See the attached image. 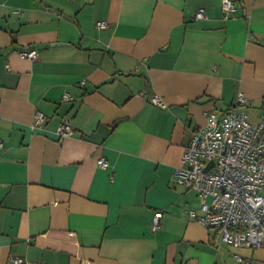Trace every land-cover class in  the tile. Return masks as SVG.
I'll return each instance as SVG.
<instances>
[{
	"label": "crops",
	"instance_id": "1",
	"mask_svg": "<svg viewBox=\"0 0 264 264\" xmlns=\"http://www.w3.org/2000/svg\"><path fill=\"white\" fill-rule=\"evenodd\" d=\"M234 1L0 0V264H264L174 180L208 114L264 120V0Z\"/></svg>",
	"mask_w": 264,
	"mask_h": 264
},
{
	"label": "built area",
	"instance_id": "2",
	"mask_svg": "<svg viewBox=\"0 0 264 264\" xmlns=\"http://www.w3.org/2000/svg\"><path fill=\"white\" fill-rule=\"evenodd\" d=\"M221 2L227 19L237 14L234 0ZM196 18L206 19V9L198 10ZM109 26L106 21L97 23L99 29ZM19 54L23 59L35 60L39 52L31 49L21 50ZM244 100L241 94L240 101ZM151 101L161 108L167 107L158 94H153ZM207 117L208 123L193 133L185 148L183 164L174 173L175 183L194 191L201 200L202 214L190 211L191 218L209 229L219 230L221 240L234 249H260L264 247V120L252 124L247 113L238 108L221 116L210 113ZM46 122V115L37 112L35 128ZM76 133L68 121L58 129L61 139ZM98 164L110 167L105 158ZM163 216L162 211L155 213L154 230L160 228ZM236 258L249 263L239 255ZM11 264L40 263L13 256Z\"/></svg>",
	"mask_w": 264,
	"mask_h": 264
}]
</instances>
